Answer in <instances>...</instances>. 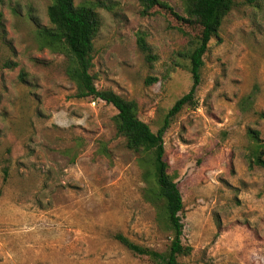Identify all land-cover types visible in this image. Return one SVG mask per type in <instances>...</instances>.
<instances>
[{
    "label": "rangeland",
    "instance_id": "374dc122",
    "mask_svg": "<svg viewBox=\"0 0 264 264\" xmlns=\"http://www.w3.org/2000/svg\"><path fill=\"white\" fill-rule=\"evenodd\" d=\"M161 1L169 9L145 14L138 0H75L99 13L97 86L135 99L155 132L192 86L201 33L183 0ZM235 1L164 134L193 246L182 264H264V167L250 164L264 148V0ZM50 3L0 0V264H154L115 237L158 251L172 241L143 155L118 133L115 106L75 97L65 54L39 35Z\"/></svg>",
    "mask_w": 264,
    "mask_h": 264
},
{
    "label": "trees",
    "instance_id": "16d2710c",
    "mask_svg": "<svg viewBox=\"0 0 264 264\" xmlns=\"http://www.w3.org/2000/svg\"><path fill=\"white\" fill-rule=\"evenodd\" d=\"M48 16L51 26L40 28L39 35L44 46L59 51L66 56L65 72L76 85L75 97L101 99L118 110L115 117L118 133L123 136L130 149L143 155L144 177L151 184V196L163 206L166 221L173 238L166 251H158L132 241L122 233L115 235L122 244L136 254L149 256L154 264H182L180 257L188 256L193 246L183 240L184 223L181 213L184 199L181 189L170 172L164 134L171 120L187 104L193 102L196 90L202 80L204 56L212 38L219 35L225 17L234 8L235 0H183L185 14L201 28L196 47L190 54L193 83L190 90L176 100L169 109L163 125L155 132L150 124L139 116L138 102L127 98L113 89L99 88L94 66V40L100 27L96 4L75 0H49ZM145 14L155 7L169 9L161 0H138ZM138 43L149 60L156 59L144 36ZM157 79V78H152ZM258 134V133H257ZM264 167V148L250 162Z\"/></svg>",
    "mask_w": 264,
    "mask_h": 264
}]
</instances>
